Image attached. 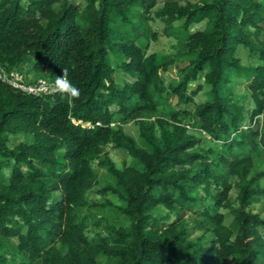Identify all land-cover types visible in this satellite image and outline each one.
<instances>
[{"label": "trees", "instance_id": "trees-1", "mask_svg": "<svg viewBox=\"0 0 264 264\" xmlns=\"http://www.w3.org/2000/svg\"><path fill=\"white\" fill-rule=\"evenodd\" d=\"M157 5L0 0V70L32 82L55 81L67 69L80 93L33 95L0 78V264H102L101 257L114 264H264V218L250 207L264 200V169L254 172L264 159V63L245 67L235 56L242 44L264 62V47L252 40L264 33V2ZM152 20L164 24L177 53H148L158 37ZM199 23L204 28L195 29ZM174 64L182 75L176 85L163 75ZM120 71L133 81L117 84ZM231 74L250 82L248 124L245 107L224 94ZM202 81L211 99L160 114L173 99L193 102ZM116 113L139 119L138 140L112 126ZM188 124L219 142L216 151L203 154ZM9 133L24 136L12 140ZM108 144L133 161L100 162L114 178L104 191L130 219L129 226L108 223L104 234L105 218L89 207L87 193L98 179L92 164ZM92 226L99 229L94 236Z\"/></svg>", "mask_w": 264, "mask_h": 264}, {"label": "rangeland", "instance_id": "rangeland-1", "mask_svg": "<svg viewBox=\"0 0 264 264\" xmlns=\"http://www.w3.org/2000/svg\"><path fill=\"white\" fill-rule=\"evenodd\" d=\"M166 0H158V5L157 7H160L163 5V2ZM182 3H187V2H197L200 0H179ZM264 2V0H262ZM76 3H81L82 0H74ZM58 8V5L56 6ZM183 22V20H181ZM152 31H156L158 33L157 39H151L149 41L148 46H147V51L148 53H153L156 52L160 57L163 55H173L177 53V48L175 47L174 43L175 41L171 38H169L163 31L164 24L159 21V20H152L150 21ZM202 29L204 28V23H199L195 25V29ZM130 30V29H127ZM127 30H124V33L127 32ZM252 40L253 41H258L255 42L262 47H264V33H260L259 36H256L255 34L252 35ZM236 58L239 59V63L245 67L251 66V65H256L258 63H264L259 57V53H254L249 51L244 45H240L237 52H236ZM117 58V57H116ZM209 67H207L204 71V73H207L209 71ZM28 71V69H26ZM28 73V72H26ZM28 75V74H27ZM163 75L165 77V80L167 83H173V84H178L180 80L182 79V75L178 71L177 65H171V67L166 71L163 72ZM31 76V75H29ZM30 78V77H29ZM115 80L117 84L123 85L124 83L128 81H133V77L129 74H126L122 71L117 72L115 74ZM202 83V89L201 91L194 97V101L187 104V105H178L176 103V100L173 99V102L166 103L164 104V108L160 110L161 115H166V113H170L173 110L181 109V108H189V109H194L197 105L209 100L212 98V91L211 87L209 84L205 83L204 81ZM249 80L237 75V74H231L229 78L226 81L225 84V89H224V94H229L231 93L232 96V102H236L241 106L245 107V115H246V120L245 124H248L249 119H250V110L247 108L249 106H252L251 102V91L249 89ZM197 86V83H193L191 85L190 90H194L195 87ZM19 88V87H15ZM22 90V88L20 89ZM27 92V91H25ZM29 93V92H27ZM32 94V93H30ZM42 94V93H40ZM40 94H33V95H40ZM44 94V93H43ZM164 101V99L162 100ZM131 107H134V105H131ZM113 110H117L116 108H113ZM114 121L112 123V126L114 127H121L124 132L128 135L133 136L136 140H138L139 135H140V127H139V119L138 118H127L125 115H121L119 113H116L114 115ZM146 118L155 120L156 116H150V115H145ZM262 117V115H260ZM122 118V119H120ZM124 120L126 122H124ZM188 133L191 135H194L198 139H200L199 145L197 148L201 149L203 154H206L209 150L216 151L217 146L220 145L219 142L214 141L211 139L210 135H203L197 128H194L191 124H188L187 126ZM245 127H248L246 125ZM159 126H157V134L159 133ZM24 135L21 133L14 134V133H9V137L12 138V140L17 139V138H22ZM232 137H234V134H232ZM109 158L118 167H124L125 165H129L132 163L133 158L123 149L120 148H115L111 144H108L105 146V152L99 156L94 162H93V167L95 171L98 174V179L96 183L94 184L93 188L91 191L87 193V198L89 200V207L92 208L93 212L100 216L101 219L105 218V220L102 221V227L105 229L103 232L104 234L106 233V227L111 223H121L125 226H129L130 224V219L126 215H121L119 211L117 210V207L121 204V202L118 200V198L113 195L110 191L105 192L104 188L111 184L114 180L112 174H110V171L107 166H102L100 164L101 160ZM255 159H259L256 158ZM263 159V158H262ZM264 169V159L262 162H259L256 164V169L255 171H261ZM11 172L9 169L5 170L1 176V180L5 183H8L9 181V176ZM251 209L254 212H257L262 218H264V200L256 201L254 202L251 206ZM161 212H166L167 210L162 206L161 207ZM225 213V223L229 224L232 220V214L231 211L228 209H223ZM194 213L188 212L186 219L188 220V228L190 231H193L195 227V222H194ZM175 216L173 215L171 217V220H173ZM92 233L91 235L94 236L96 233H99V229L96 228L95 226H92ZM264 231V230H263ZM198 234L197 232H194V235ZM100 261L102 264H114L113 261H111L107 257H101ZM227 264H233L231 259H228Z\"/></svg>", "mask_w": 264, "mask_h": 264}, {"label": "built area", "instance_id": "built-area-1", "mask_svg": "<svg viewBox=\"0 0 264 264\" xmlns=\"http://www.w3.org/2000/svg\"><path fill=\"white\" fill-rule=\"evenodd\" d=\"M26 74H23L17 70L6 72L3 68L0 70V78L14 87L22 88L23 91H27L32 94H49L57 91L54 81H48L45 78H38L32 82L26 78Z\"/></svg>", "mask_w": 264, "mask_h": 264}, {"label": "clouds", "instance_id": "clouds-1", "mask_svg": "<svg viewBox=\"0 0 264 264\" xmlns=\"http://www.w3.org/2000/svg\"><path fill=\"white\" fill-rule=\"evenodd\" d=\"M56 90L65 96H69L72 99L79 97V89L74 86L68 79L67 69H62V74L58 75L54 81Z\"/></svg>", "mask_w": 264, "mask_h": 264}]
</instances>
